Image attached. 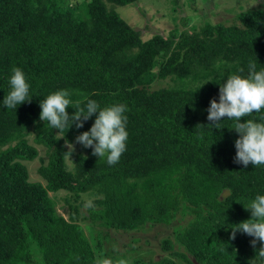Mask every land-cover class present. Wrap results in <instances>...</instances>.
<instances>
[{
  "label": "trees",
  "instance_id": "obj_1",
  "mask_svg": "<svg viewBox=\"0 0 264 264\" xmlns=\"http://www.w3.org/2000/svg\"><path fill=\"white\" fill-rule=\"evenodd\" d=\"M139 1L0 0V264H96L100 256L179 264L169 254L188 264H264V244L253 246L241 231L231 239L236 224L251 218L245 207L264 195V165L236 163L235 122L225 118L215 128L208 120L229 75H247L249 62L264 70V3L230 24L144 39L117 11ZM15 67L31 98L16 110L3 105ZM61 89L101 108L127 106L118 163L76 142L98 113L62 132L40 119L41 101ZM262 117L264 109L241 122ZM37 145L46 155L38 168L45 183L28 168L40 158ZM61 191L67 217L57 208ZM157 225L172 226L174 238L161 240L166 254L156 260L141 262L111 235Z\"/></svg>",
  "mask_w": 264,
  "mask_h": 264
},
{
  "label": "clouds",
  "instance_id": "obj_2",
  "mask_svg": "<svg viewBox=\"0 0 264 264\" xmlns=\"http://www.w3.org/2000/svg\"><path fill=\"white\" fill-rule=\"evenodd\" d=\"M12 72L11 90L5 95L3 105L7 109L16 110L18 105L31 101L30 85L21 68L15 67ZM238 72L243 73L244 69L240 68ZM71 95L68 89L49 94L41 101L40 119L47 122L52 129H59V132H62L65 128L68 130L72 124L77 128L83 127L86 120L98 113L90 130L79 134L76 142L86 148L91 147L93 155L99 158L106 157L108 165H115L126 151L127 106L117 103L101 108L96 100L89 99L84 94H81V99L75 101L70 98ZM70 105L75 109L71 116L67 111ZM262 109H264V70L257 71L255 62H249L247 75H229L223 86L220 85L219 102L212 99L208 108V120L211 122L209 125L215 127L217 122L225 118L235 122L230 128L239 133V138L235 141L237 151L234 159L236 163H242L245 167L250 163L253 166L264 165V122H257L251 118L241 122L242 117H251L254 112L259 113ZM261 119L264 120V117ZM71 148L73 151V145ZM85 207H94L92 200H86ZM245 208L251 210V218L236 224L231 239H235L236 232L241 231L254 237L251 241L253 246L257 241L264 244V195H257ZM259 255L264 257V247L259 250ZM96 264H131V262L125 258L113 262L100 256L96 259Z\"/></svg>",
  "mask_w": 264,
  "mask_h": 264
},
{
  "label": "rangeland",
  "instance_id": "obj_3",
  "mask_svg": "<svg viewBox=\"0 0 264 264\" xmlns=\"http://www.w3.org/2000/svg\"><path fill=\"white\" fill-rule=\"evenodd\" d=\"M176 3L175 5L173 0H140L136 4L121 5L117 7V11L131 26L141 31L144 39H147L154 33H167L174 27L180 31L182 28L199 27L205 22L230 24L242 11L263 8L264 0L258 2L257 0H176ZM161 84L165 85V82ZM32 139L33 136L30 137L31 141ZM78 145H73V148L80 149ZM37 146L40 147V158L30 162L28 168L32 180H42L45 183L38 168L42 164L41 158L45 159L46 155L43 147ZM69 147L71 148V145ZM68 162L71 164V157ZM50 194L54 195V193ZM64 195L65 191L58 193L56 201L58 210L67 217L69 206L63 198ZM144 229L140 228L128 233L111 230V235L116 239V244L121 250L124 251L127 247L135 251L136 257L140 258L141 262L160 259L166 254L161 249V240L167 236L174 238L173 227L157 225L148 230ZM86 232L88 234V230ZM169 255L179 264H188L180 257Z\"/></svg>",
  "mask_w": 264,
  "mask_h": 264
},
{
  "label": "water",
  "instance_id": "obj_4",
  "mask_svg": "<svg viewBox=\"0 0 264 264\" xmlns=\"http://www.w3.org/2000/svg\"><path fill=\"white\" fill-rule=\"evenodd\" d=\"M194 262H195V264H202V263L198 262L197 260H194Z\"/></svg>",
  "mask_w": 264,
  "mask_h": 264
}]
</instances>
